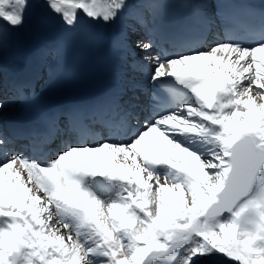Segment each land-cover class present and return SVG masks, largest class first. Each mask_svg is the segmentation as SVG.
I'll list each match as a JSON object with an SVG mask.
<instances>
[{"label": "snow or ice", "instance_id": "snow-or-ice-1", "mask_svg": "<svg viewBox=\"0 0 264 264\" xmlns=\"http://www.w3.org/2000/svg\"><path fill=\"white\" fill-rule=\"evenodd\" d=\"M41 6L75 28L82 19L114 25L132 3ZM30 7L0 0V48ZM210 28L205 12L197 40L180 50L153 56L154 41L135 44L163 97L143 118L135 95L113 101L107 136L74 120L76 141L41 160L25 152L42 153L54 117L48 136L20 151L0 131V264H264V30L248 44L210 41Z\"/></svg>", "mask_w": 264, "mask_h": 264}, {"label": "bare ground", "instance_id": "bare-ground-1", "mask_svg": "<svg viewBox=\"0 0 264 264\" xmlns=\"http://www.w3.org/2000/svg\"><path fill=\"white\" fill-rule=\"evenodd\" d=\"M137 1V0H131ZM205 7H208L207 0H200ZM43 0H32V7L29 8L26 16L25 24L22 28L18 30H11L4 37L3 46L0 48V61L3 63L4 71L8 70L9 60L11 59V55L7 54L9 49L12 47L11 52L14 53L17 51L23 44L29 43L33 52L36 53L37 61V77L39 78V84L44 83L48 76L49 72L52 69L53 64L55 63V53H51L48 51L47 47L51 43L53 38L62 37L65 35H70L73 33H77L85 28H95L98 30L99 34H102V37L99 39V42L109 44L113 42V38L116 39L115 47L117 49L118 54V70L120 74L121 83L131 86L130 90L136 91L137 84L144 86V79L142 78V73L131 64V58H135L140 62L146 63L144 60V52H142L138 48L131 49L128 47V43L131 40V35L129 34L134 29L132 28L131 18H128L124 15L121 18V23H116L114 25H105L103 23H93L88 19H82L81 22L75 28L66 27L62 21L54 16L49 15L46 10L41 6ZM198 19L200 21L201 15H198ZM135 31V30H134ZM133 35V34H132ZM136 35V34H135ZM126 36V43H125ZM13 38H15V43H13ZM143 34L136 35L133 39L135 43L141 41L143 39ZM213 40V39H211ZM210 40V41H211ZM146 42V40H145ZM133 43V42H132ZM151 55H156V51L152 49ZM38 56V57H37ZM26 55L18 56L19 59L25 61ZM125 59H128L129 63L124 65ZM122 62V64L120 63ZM131 77L127 76V73H130ZM1 85V81H0ZM39 89L48 90L51 87L47 84H41L38 87ZM0 89L1 86H0ZM4 108L0 109V123H3L5 119L3 115L9 113V111L13 110L17 101L13 98H5L4 99Z\"/></svg>", "mask_w": 264, "mask_h": 264}, {"label": "rangeland", "instance_id": "rangeland-1", "mask_svg": "<svg viewBox=\"0 0 264 264\" xmlns=\"http://www.w3.org/2000/svg\"><path fill=\"white\" fill-rule=\"evenodd\" d=\"M135 29H136V27H135ZM133 34V35H132ZM131 36H135V33L133 32V33H131ZM129 46H130V48H135V45H134V43H132V42H130L129 44H128ZM132 65H134V64H131V66ZM215 264H231V262L230 261H228L227 260V258H225V259H222V260H217V261H215Z\"/></svg>", "mask_w": 264, "mask_h": 264}]
</instances>
